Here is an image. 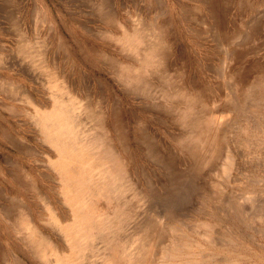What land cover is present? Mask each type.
<instances>
[{
	"label": "rangeland",
	"instance_id": "374dc122",
	"mask_svg": "<svg viewBox=\"0 0 264 264\" xmlns=\"http://www.w3.org/2000/svg\"><path fill=\"white\" fill-rule=\"evenodd\" d=\"M106 1L123 32L102 11L104 0H0V264H12L15 257L21 264H110L114 259L127 264L131 239L139 230L156 231L159 220L166 223L165 231L155 234L158 246L153 235L152 264H264V0H214L212 6L209 0ZM13 3L22 16L12 10ZM135 15L169 21L175 49L168 63L176 74L184 73L187 87L197 81L210 99L221 144L210 165L188 148L186 137L185 149L178 147L180 104L169 117L150 86L132 84L129 89L124 81H134L136 75L117 73L119 61L135 63L111 39L131 34L129 21ZM201 19L213 26L220 22L221 35ZM228 26H235V33ZM223 28L233 31L227 36L230 43ZM20 37L28 42L22 55ZM225 43L230 45L223 47ZM223 68L244 80L237 86L241 91L219 80L225 78ZM3 81L22 85L36 107L7 94ZM52 109L56 121L48 133L41 113ZM116 110L129 142L127 175L120 172ZM99 114L106 121L104 130L97 126ZM228 154L235 157V170L223 174ZM11 198L23 202L22 210L15 209ZM19 218L47 238L41 246L25 244Z\"/></svg>",
	"mask_w": 264,
	"mask_h": 264
},
{
	"label": "bare ground",
	"instance_id": "6f19581e",
	"mask_svg": "<svg viewBox=\"0 0 264 264\" xmlns=\"http://www.w3.org/2000/svg\"><path fill=\"white\" fill-rule=\"evenodd\" d=\"M91 1V0H90ZM105 2H104V4H103V6H102V11L104 12V10H105V13H108L109 14V17H110V21L112 22V23H114V25L117 27V28H119V29H121V32H123L124 30H126L124 27H120L119 25L121 24V23H118V21H113V19H114V17L113 16H115L116 15V12L114 13V12H112V11H110L109 10V3L106 1V0H104ZM178 1V0H177ZM218 1H220V0H218ZM208 2V1H207ZM209 2H211V4H210V6H212V2H215L214 0H209ZM111 3V2H110ZM133 3V2H132ZM131 3V4H132ZM218 3V2H217ZM183 5V7L184 6H186L185 4H182ZM219 4H217V6H218ZM224 5V4H223ZM230 5V4H229ZM136 6V5H135ZM213 6H214V8H215V6H216V4L214 5V3H213ZM220 6H221V4H220ZM224 7H225V5H224ZM112 7H110V9H111ZM208 8V7H207ZM210 8V7H209ZM212 8V7H211ZM213 8V9H214ZM231 8V7H230ZM113 9V8H112ZM219 10H220V8H218ZM109 10V11H108ZM147 10V9H146ZM212 10V9H211ZM189 11V10H188ZM193 11V13H194V11L196 12V10H192ZM214 11V10H213ZM12 12V11H11ZM112 12V13H111ZM145 12V11H144ZM207 12H212V11H207ZM217 11H215V13H216ZM13 13V12H12ZM146 13V12H145ZM197 13H198V15L200 14L199 13V10H197ZM228 13H230V12H228ZM234 13V12H233ZM18 14V13H17ZM99 14H101V13H99ZM163 14V13H162ZM165 15V14H164ZM163 15V16H164ZM201 15V14H200ZM207 15V14H206ZM210 15V14H209ZM218 15V14H217ZM226 15V14H225ZM103 16V15H102ZM101 16V17H102ZM194 16V15H193ZM224 16V15H223ZM223 16H221V18L223 17ZM228 16V15H227ZM232 16V15H231ZM17 17H18V15H17ZM157 18L159 17V16H156ZM198 17V16H197ZM201 17H203L202 15H201ZM214 16H211V17H209V18H211L210 20H212V18H213ZM216 17V16H215ZM218 17V16H217ZM217 17L214 19L213 18V20H216L217 19ZM147 18H148V16H147ZM195 18V17H194ZM199 18H200V16H199ZM10 19V18H9ZM17 19H19V18H17ZM156 19V18H155ZM193 19V18H192ZM226 20L228 19V17L227 18H225ZM225 19H224V23L226 22L225 21ZM231 19V18H230ZM230 19H228V20H230ZM234 18H232L231 19V23H233L234 25H235V23H234V21H235V19L233 20ZM127 20V19H126ZM158 20V19H157ZM157 20H152V21H150V19H147V21H144V19H142V18H140L138 15H135L134 16V19H131V17H130V21H129V23H131V27H130V29H131V31H132V33L131 34H123V36L121 37V38H112L111 40L113 41V43H116V44H119L120 45V53H122L125 57H127V58H129V59H132L133 61H134V63H135V66H131L130 64H127V63H123V62H121V61H119L118 63H117V65L115 66V67H118V68H120L119 70H118V72L117 73H121L122 75L123 74H125V72H129V70L131 71V73H134L135 75H136V78L134 79V81H124V83H126L124 86L125 87H127V88H131L132 87V84H139L140 85V83H145V85H146V87H148V86H150V89L153 91V94H155V96H156V98L157 99H160V100H162L163 102H164V104H161L162 105V107H161V109L163 110L162 112H166L167 114H169L171 111H176V106L178 107V105L180 104L182 107V109H183V113H181V115L183 114V116L181 117L180 116V118H182V119H179V120H183L182 121V124H181V122H180V128H182L181 129V131L180 132H182V133H180V136H177V138H176V140H177V144L179 143V145H178V147L179 148H181L180 147V145L182 146V148H184L185 149V137H186V140L188 141L187 143L190 145H188V148L190 149V147L192 148V151H196V155H197V153L200 155V158H201V162H202V164H209L210 162H212L213 160H215L217 157H218V154H219V151L221 150L220 149V143H219V132H218V125H219V123L217 124L214 120H213V118H212V112H213V106H212V103H209L210 101V99H207L205 96L206 95H204V93H203V91L204 90H202L203 88H202V86L200 87V84H198L197 83V81H195V80H191L192 82L190 83L191 85L190 86H188L187 87V85L188 84H185V82H184V73L182 72V73H175L176 71H175V68H174V66H172V64L170 65L168 62V58L170 57V59H171V56L173 55V53H174V49H175V41H174V39H173V36H172V34H171V32H170V30H171V26H170V23H169V21H164V22H157ZM194 20V19H193ZM248 20V19H247ZM16 21H18V20H16ZM104 21H105V19H104ZM159 21V20H158ZM198 21H200V20H198ZM201 21H203V19H201ZM200 21V22H201ZM218 21V20H217ZM216 21V22H217ZM197 22V21H196ZM211 22H215V21H211ZM215 22V23H216ZM222 22H223V19H222ZM221 22V23H222ZM236 22V21H235ZM244 21H242V23H243ZM14 23V22H13ZM104 23V22H103ZM203 23H205V24H207L208 23V21H207V23L205 22V21H203ZM229 23H230V21H229ZM241 23V24H242ZM193 24H194V22H193ZM205 24H201V26L203 25V27L204 26H206ZM209 24V23H208ZM207 24V25H208ZM211 24V23H210ZM208 25V26H210V27H212L211 25ZM218 25L217 26H213V27H218L219 28V25H220V22H218L217 23ZM239 24V23H238ZM122 25V24H121ZM245 25V24H244ZM259 25V24H258ZM123 26V25H122ZM200 26V27H201ZM222 26V25H221ZM226 26H227V24H226ZM230 26V25H229ZM228 26V27H229ZM236 26H240V25H236ZM243 25H241V27H242ZM18 27V26H17ZM213 27H212V29H213ZM227 27V28H228ZM241 27L239 28V29H241ZM249 27V26H248ZM251 27H253V26H251ZM110 28H112V27H110ZM229 28H231V27H229ZM233 28H235V26H233L231 29L233 30ZM195 29V28H194ZM194 29H192V30H194ZM221 29V27L219 28V29H217V31L218 30H220ZM224 29V28H223ZM222 29V30H223ZM238 29V30H239ZM22 30V29H21ZM28 30V29H27ZM195 30H197V29H195ZM214 30H215V28H214ZM225 30H227L226 28L223 30V32L225 31ZM231 30V31H232ZM235 30V29H234ZM233 30V31H234ZM237 30V29H236ZM235 30V31H236ZM229 31H230V29H229ZM232 31V32H233ZM235 31H234V33H235ZM247 31V30H246ZM191 32H193V31H191ZM211 32H212V30H211ZM219 32V31H218ZM222 32V33H223ZM225 32H226V34H225ZM224 33H223V36H225V37H223V38H226L225 40H226V42L228 43H230V38L228 39L227 38V36L229 35V36H232V32H231V34H230V32H228L227 33V31H225ZM4 33V32H3ZM25 33V32H24ZM206 33V32H205ZM21 35V34H20ZM213 35H217V34H213ZM219 35H221V30H220V33H219ZM234 35V34H233ZM218 36V35H217ZM216 36V37H217ZM222 37V36H221ZM33 38V37H32ZM20 39H21V37H20ZM220 39V38H219ZM222 40V39H221ZM220 40V41H221ZM224 40V39H223ZM225 40H224V42H225ZM229 40V41H228ZM219 41V40H218ZM221 43H222V41H221ZM232 43V42H231ZM226 44V43H225ZM225 44H222V46L224 47H226L227 46V44L225 45ZM20 47L18 48V50H20V52H21V55H22V52L24 51V53L26 54V50H27V45H28V42H27V40L26 39H24L23 37H22V39H21V41H20ZM59 45V44H58ZM230 45V44H229ZM228 45V46H229ZM227 46V47H228ZM230 50H232L231 49V47L229 48ZM225 52H229L228 51V49L226 48L225 50H224ZM240 51V50H239ZM231 53V52H230ZM244 53H245V51H244ZM243 53V54H244ZM233 54H234V50H233ZM233 54H230L231 55V57L233 58ZM225 55H227V54H225ZM233 55V56H232ZM36 57H37V61H39L40 59L38 58L39 57V54H37V55H35ZM34 56V57H35ZM243 56V55H242ZM22 57V56H21ZM228 57H230V56H228ZM227 57V58H228ZM235 57V56H234ZM236 57H238L237 55H236ZM235 57V58H236ZM240 57H241V55H240ZM240 57H238V58H240ZM24 58V57H23ZM231 58V59H232ZM235 58H233L234 60H235ZM243 58V57H242ZM168 59V60H167ZM241 59V58H240ZM166 60H167V62H166ZM226 60H228V59H226ZM36 61V60H35ZM230 61V60H229ZM241 62V61H240ZM223 63V62H222ZM239 63V62H238ZM113 64H115V63H113ZM224 64V63H223ZM222 64V65H223ZM225 64H227V62L225 63ZM224 64V65H225ZM236 65H237V63H235ZM222 67V66H221ZM224 68H225V66H223ZM233 67V66H232ZM224 68H223V70H222V72L221 71H219V72H221L220 74H223V72H224ZM237 68V67H236ZM169 69H171V70H169ZM221 70V69H220ZM238 70V69H237ZM249 70V69H248ZM244 73V75H245V72H243ZM24 75V71L22 72V73H20V75ZM179 74V75H178ZM197 75V74H196ZM174 76L177 78V80H175V78H174ZM222 76V75H221ZM246 76V75H245ZM147 77H149V78H147ZM150 77H151V80L150 81H148V79H150ZM153 77V78H152ZM194 77V76H193ZM219 77H220V75H219ZM224 79L222 80V79H220L219 78V80H221L222 82L224 81V80H226V82H228L229 83V85L228 86H230V83L233 85V88L234 87H236V89L234 88V90L233 91H235V90H240V89H238L237 88V86H239V87H241V84H242V82L244 81V80H242L241 78H239L238 79V77H237V75L235 74V73H233L231 70H229V68H227L226 70H225V72H224ZM250 77V76H249ZM246 78H247V76H246ZM1 79V78H0ZM244 79V78H243ZM2 80V79H1ZM242 80V81H241ZM246 80V79H245ZM7 81V80H6ZM4 82V81H3ZM2 82V83H3ZM199 82V81H198ZM220 83L221 85L223 84V83ZM8 83V84H7ZM205 83V82H204ZM244 83V82H243ZM245 83H246V81H245ZM4 85L2 86V88L3 89H5V90H7L9 93H7L6 91V93L7 94H10V95H15V96H17V95H20V97L22 96V97H24L26 100H28L27 101V103L28 104H30V105H32L33 107H36L35 105H34V103H33V101H31V99L32 98H29V96L25 93L26 91L24 90V88L22 87V85H19V84H15V82H4L3 83ZM251 84V83H250ZM206 85V84H205ZM224 85V84H223ZM225 86V85H224ZM242 86H243V84H242ZM205 87V86H204ZM225 87H227V86H225ZM224 87V88H225ZM245 87V86H244ZM244 87H242V88H244ZM249 87V86H248ZM247 87V88H248ZM1 88V87H0ZM206 89V88H205ZM231 89V88H230ZM249 89V88H248ZM248 89H245V90H248ZM253 89V88H252ZM222 90V89H221ZM221 90H220V93H221ZM242 90V89H241ZM240 90V91H241ZM244 90V91H245ZM206 91H207V89H206ZM227 91H228V89H227ZM229 92H231V91H229ZM236 93L238 92V91H235ZM234 92V93H235ZM207 93V96H208V94H210V92L208 93V92H206ZM243 93V92H242ZM211 94H212V92H211ZM230 94H232V92L230 93ZM216 95V94H215ZM235 95V94H234ZM243 95H244V93H243ZM247 95V94H246ZM14 96V97H15ZM210 96V95H209ZM221 96H223V94L221 95ZM240 96H241V94H240ZM21 97V98H22ZM152 97V96H151ZM17 98V97H16ZM153 99H154V96L152 97ZM211 98V97H210ZM214 98H216V97H214ZM213 98V99H214ZM235 98H237V96L235 97ZM24 99V100H25ZM212 99V98H211ZM219 99V98H218ZM20 100V99H19ZM23 100V99H22ZM216 100V99H215ZM226 100V99H225ZM229 100V102H230V99H228ZM228 100H226V101H228ZM235 100V99H234ZM233 100V101H234ZM237 100V99H236ZM243 101V100H242ZM241 101V102H242ZM235 103V102H234ZM238 103V102H237ZM243 103V102H242ZM154 104V103H153ZM157 104V103H156ZM223 105H224V103H222ZM233 104V103H232ZM239 104H240V100H239ZM160 105V104H159ZM158 105V106H159ZM179 105V106H180ZM185 105L187 106V109H188V111H187V109H186V116H185ZM237 105V104H236ZM227 106V105H226ZM234 106V105H233ZM184 107V108H183ZM216 107V106H215ZM223 107V106H222ZM240 107V106H239ZM238 107V108H239ZM158 108V107H157ZM156 108V109H157ZM176 108V109H175ZM180 108V107H179ZM180 108V109H181ZM225 108V107H224ZM154 110V109H152V110H154V112L155 111H157V110ZM159 109V108H158ZM181 109V110H182ZM231 109V108H230ZM236 109V108H235ZM179 110V109H178ZM177 110V111H178ZM159 111V110H158ZM157 111V112H158ZM234 111V110H233ZM180 112V111H179ZM179 112H177V113H179ZM41 113V112H40ZM238 113V112H237ZM42 115H41V120H42V124H43V126H44V128H45V131H48V133L50 132L49 131V129H50V127H51V125L56 121V111L54 110V109H52L51 111H49V112H43V113H41ZM166 114V115H167ZM173 112H172V115L171 114H169L168 116L170 117V116H173ZM180 114V113H179ZM113 115H114V119H113V126L114 127H117L118 129H117V133H118V144H117V146H118V152H119V154L123 157V158H121L120 159V163L122 164V168L120 169V172L123 174V175H127V170H126V167L128 166L127 165V161L125 160L126 159V156H127V149H126V146L128 147V141H127V139H126V136H127V134L125 135V133H126V131H125V129H123V123H122V118H121V116H120V114H119V111H115L114 113H113ZM163 115V114H162ZM233 115V114H232ZM176 116V115H175ZM235 116V115H234ZM98 117H99V119L101 120L99 123L97 122V126L98 127H102L103 128V130H104V127L106 126L105 125V118H103V115L102 114H99L98 115ZM165 117V116H164ZM174 117V116H173ZM178 116H176V118H177ZM138 118V117H137ZM179 118V117H178ZM161 119V118H160ZM166 119V118H165ZM169 120V119H168ZM167 120V121H168ZM171 121V120H170ZM173 121L174 122H176L174 119H173ZM172 121V122H173ZM185 121H186V125H185ZM137 122H138V125L143 129L142 131L144 132H147V129H148V127H146V123L145 122H141V120L140 119H138L137 120ZM166 122V121H165ZM40 123V122H39ZM168 123H169V121H168ZM42 126V127H43ZM186 126V127H185ZM43 128V129H44ZM139 128V127H138ZM180 128H178V129H180ZM42 129V130H43ZM42 130H40V132L42 131ZM186 130V131H185ZM185 132H186V134H185ZM42 133V132H41ZM46 133V132H45ZM178 133H179V131H178ZM221 133V132H220ZM44 136V135H43ZM115 136V135H114ZM146 136V135H145ZM148 136H149V134H148ZM104 137V136H103ZM147 137V136H146ZM50 137H48V139H49ZM108 138V137H107ZM18 139V138H17ZM14 141H15V139H14ZM13 142V141H12ZM16 142L17 141H15V145H16ZM19 142H20V140H19ZM22 143H23V141H21ZM128 142V143H127ZM18 143V142H17ZM220 144V145H219ZM18 146V145H17ZM116 146V147H117ZM161 146V145H160ZM224 146V145H223ZM110 147H111V145H110ZM130 147V146H129ZM30 148H32V147H30ZM225 148V147H224ZM129 149V148H128ZM174 149V148H173ZM26 150V149H25ZM108 150V153H109V155H110V152H111V149H107ZM153 150V149H152ZM182 150V149H181ZM32 151V150H31ZM158 151V150H157ZM191 151V150H190ZM156 152V151H155ZM158 153V152H157ZM159 153H160V155H161V152L159 151ZM166 153V152H165ZM158 155V154H157ZM170 155V154H169ZM191 155V154H190ZM196 155H195V157H196ZM198 155V156H199ZM229 155V154H228ZM164 156V155H163ZM192 156H194V155H192ZM175 157V156H174ZM222 157V156H221ZM234 157V156H233ZM231 155H229V156H226V158H225V162H224V167H223V171H222V169H221V171L223 172V174L225 173H228V172H230L232 169L233 170H235L234 168V166H235V157L233 158ZM163 159V158H162ZM224 159V158H223ZM219 161V160H218ZM129 162V161H128ZM200 164V163H199ZM198 164V165H199ZM201 164V165H202ZM210 165V164H209ZM222 164H220V166H221ZM176 166V165H175ZM200 166V165H199ZM207 167V166H206ZM128 168V167H127ZM200 168H201V166H200ZM185 169V168H184ZM203 169H204V167H203ZM219 169V168H218ZM129 171V170H128ZM179 171V170H178ZM183 172V171H182ZM197 172V171H196ZM181 173V172H180ZM230 175H232V174H230ZM154 176V175H153ZM181 176V175H180ZM194 176V175H193ZM226 176V175H225ZM224 176V177H225ZM233 176V175H232ZM178 177V176H177ZM25 178L31 183L32 181V178H30V177H28L27 175L25 176ZM228 178V177H227ZM27 182V181H26ZM255 182V181H254ZM154 188V187H153ZM223 188V187H222ZM138 189V188H137ZM140 189V188H139ZM152 190V189H151ZM139 191H141V190H139ZM153 191V190H152ZM37 192V191H36ZM215 192V191H214ZM214 192H213V194H214ZM219 192V191H218ZM223 192V191H222ZM142 193V192H141ZM220 194V193H219ZM221 194H223V193H221ZM220 194V195H221ZM230 194V193H229ZM216 198H217V196L216 195H214ZM213 196V197H214ZM214 197V198H215ZM226 197V196H225ZM221 198H222V196H221ZM247 198V197H246ZM12 200L10 201V203L12 204V205H14L15 206V209L17 210V209H19V210H22V203L20 202V201H17L16 199H14V198H11ZM230 199V198H229ZM246 200V199H245ZM248 200V199H247ZM249 201V200H248ZM252 202V201H251ZM231 203V202H230ZM218 204V203H217ZM232 205H234V204H231V206ZM236 205V204H235ZM161 206V205H160ZM212 207V206H211ZM233 207V206H232ZM234 208H237V207H234ZM151 209V208H150ZM163 209V208H162ZM253 209V208H252ZM240 209H238V211H239ZM264 210V209H263ZM151 211V210H150ZM235 211V210H234ZM236 211H237V209H236ZM241 211V210H240ZM158 213H160V212H158ZM235 213V212H234ZM258 213V212H257ZM153 214H155V213H153ZM237 215H238V213H236ZM240 214V213H239ZM241 214L243 215V211L241 212ZM240 214V215H241ZM175 215V214H174ZM235 215V214H234ZM252 215V214H251ZM155 216H157V214L155 215ZM214 216V215H213ZM255 216H256V218H260V216H258L257 214H255ZM150 217V216H149ZM149 217L147 218V217H145V219L147 218L148 220H151V219H149ZM157 217H159V216H157ZM237 217V216H236ZM248 217V216H247ZM250 217V216H249ZM253 217H254V215H253ZM252 217V218H253ZM156 218V217H155ZM180 218V217H179ZM241 218V217H240ZM244 218V217H243ZM245 218H246V216H245ZM251 218V217H250ZM249 218V219H250ZM255 218V217H254ZM256 218H255V220H256ZM159 219V218H158ZM161 220H162V218H160ZM242 219V218H241ZM248 219V218H247ZM264 219V218H263ZM260 220V219H259ZM17 221V225H18V228H20L21 230H23L26 234H25V236H24V240H25V244H27V246H29L28 244H34V246L36 245L37 246V244H40L39 246H41V244H42V242H44L45 241V239H47L40 231H38V229L35 227V226H33L32 225V223L30 222H27L26 220H23V218H19V219H17L16 220ZM242 221V220H241ZM262 221V220H261ZM157 222V221H156ZM160 222V223H159ZM182 222H183V220L181 221V224H182ZM157 223H159L158 224V226H157V228H156V231H153V230H155V229H153V228H151V229H144V227H143V229L144 230H139V232H138V234H137V237L136 238H134V239H131V250H129L130 252L129 253H127V256L125 257L126 259V262H127V264H152L151 263V261L153 260L152 258H150L152 255H153V253H152V255H150V249L154 246H156V245H154V243L155 244H157L159 241H158V236H156L155 234H156V232H157V234H158V232H160L164 227H165V224L166 223H163L162 224V222L159 220ZM180 223V222H179ZM13 224V223H12ZM143 224V223H142ZM145 224V223H144ZM149 224V222H147V225ZM170 224V223H169ZM146 225V224H145ZM147 225L145 226V228L147 227ZM172 225V224H171ZM247 225V224H246ZM188 226V225H187ZM217 227V226H216ZM222 227V226H221ZM225 227V226H224ZM155 228V227H154ZM183 228H186V227H183ZM194 228V227H193ZM214 228V227H213ZM233 228V227H232ZM167 229V228H166ZM199 229V228H198ZM218 229V228H217ZM164 231H165V229H163ZM162 230V231H163ZM194 230V229H193ZM193 230H192V233H193ZM195 230H197V228L195 229ZM194 230V231H195ZM208 230V229H207ZM199 231V230H198ZM209 231V230H208ZM214 231V230H213ZM217 231V230H216ZM154 232V233H153ZM174 232V231H173ZM204 232V231H203ZM244 232V231H243ZM166 233V235H167V231L165 232ZM171 233H172V231H171ZM196 233V232H195ZM175 234V233H174ZM173 234V235H174ZM200 234V233H199ZM205 234V233H204ZM213 234H214V232H213ZM153 235H155L156 236V241L154 242V239L153 238H155ZM166 235H164V236H166ZM172 235V234H171ZM181 235V234H180ZM200 235H202V233L200 234ZM247 235V234H246ZM163 236V235H162ZM175 236H179L178 234H176ZM174 236V237H175ZM204 236V235H203ZM212 236V235H211ZM160 237H161V235H160ZM168 237H169V234H168ZM173 237V238H174ZM180 237H184V236H180ZM176 238V237H175ZM188 238V237H187ZM186 238V239H187ZM161 239V238H160ZM162 239H164V237L162 238ZM255 239V238H254ZM168 240V239H167ZM158 241V242H157ZM175 241H177V240H175ZM213 241H215L216 242V240H213ZM160 242H162L161 240H160ZM168 242V241H167ZM196 242V241H195ZM208 242H210V240L208 241ZM214 242V243H215ZM129 243H130V241H129ZM206 243V242H205ZM213 242H211V244H212ZM213 243V245H215ZM163 244V243H162ZM172 244V243H171ZM171 244H169V245H171ZM180 244H183L182 242H180ZM160 245V244H159ZM178 245H179V243H177V247H178ZM197 245V244H196ZM196 245H194V246H196ZM157 246H158V244H157ZM161 246V245H160ZM173 246V245H172ZM175 246V245H174ZM199 247V246H198ZM197 247V248H198ZM203 247V246H202ZM33 248V247H32ZM34 248H36V247H34ZM128 248V247H127ZM179 248V247H178ZM201 247H199V249H200ZM221 248V247H220ZM33 250V249H32ZM155 249H153V251H154ZM173 250V249H172ZM207 250V249H206ZM37 251V250H36ZM35 251V252H36ZM128 251V250H127ZM152 251V250H151ZM180 251V250H179ZM160 252H163V251H160ZM159 252V253H160ZM155 253V252H154ZM231 253V252H230ZM197 254V253H196ZM157 255V254H156ZM164 255V254H163ZM191 255V254H190ZM203 255V254H202ZM205 255H207V254H205ZM183 256V255H182ZM182 256H180V257H182ZM186 256V255H185ZM199 256H201V255H199ZM204 256V255H203ZM203 256H202V258H203ZM211 256V255H210ZM14 256H12V258H13ZM152 257H154V256H152ZM156 257V256H155ZM163 258V256H161V254H159V258ZM167 257V256H166ZM184 257V256H183ZM196 257V256H195ZM160 258V259H161ZM13 259H15L14 261H11V262H13L12 264H21L17 259H16V257L15 258H13ZM157 259V258H156ZM165 259V258H164ZM193 259H194V257H193ZM160 261V260H159ZM158 262V261H157ZM185 262V261H184ZM199 263V262H198ZM110 264H121V261H120V259H114V261L112 262L111 261V263ZM176 264V263H175ZM178 264V263H177ZM192 264V263H191Z\"/></svg>",
	"mask_w": 264,
	"mask_h": 264
},
{
	"label": "crops",
	"instance_id": "0c3cea01",
	"mask_svg": "<svg viewBox=\"0 0 264 264\" xmlns=\"http://www.w3.org/2000/svg\"><path fill=\"white\" fill-rule=\"evenodd\" d=\"M13 6H14V7H13ZM17 6H18L17 4H14V3H13V4H12V10L15 9V11L18 13V15H19V16H22V15H20V12H19V9H18ZM9 9H10V7H9ZM21 20H22V18H21Z\"/></svg>",
	"mask_w": 264,
	"mask_h": 264
}]
</instances>
